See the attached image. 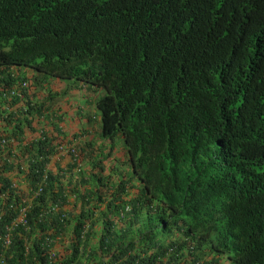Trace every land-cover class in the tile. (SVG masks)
<instances>
[{
  "label": "trees",
  "instance_id": "trees-1",
  "mask_svg": "<svg viewBox=\"0 0 264 264\" xmlns=\"http://www.w3.org/2000/svg\"><path fill=\"white\" fill-rule=\"evenodd\" d=\"M190 3L199 11L177 0H0L1 70L100 84V135H120L141 184L123 200L122 180L59 215L50 209L65 205L64 184L49 176L29 230L18 226L7 251L0 242L3 264H190L210 230L228 264H264V0ZM2 73L3 122L20 79ZM41 109L26 102L21 113ZM22 166L33 188L41 168L8 171L18 178ZM11 183L0 176V232L25 195Z\"/></svg>",
  "mask_w": 264,
  "mask_h": 264
},
{
  "label": "clouds",
  "instance_id": "clouds-1",
  "mask_svg": "<svg viewBox=\"0 0 264 264\" xmlns=\"http://www.w3.org/2000/svg\"><path fill=\"white\" fill-rule=\"evenodd\" d=\"M177 1L183 3L189 11H199L190 0ZM1 69L0 72H4L2 74L6 79L19 77L20 88L14 98H18L20 102L3 107L6 111L4 117L7 118L9 115L13 119L0 121V176L8 174L12 179L10 188L22 190L25 194L15 200L14 205L10 202L12 203L10 209L14 211L15 216L10 225L0 232V242L4 251L9 249L18 226L23 227L25 231L29 230L28 214L32 204L47 188L49 176L59 178L64 184L65 205L63 207L54 205L50 209L51 213L59 215L64 211L70 214L77 212L96 192L106 193L112 184L117 185L122 180L129 181L126 185V195L122 196L123 200L137 193L136 189L141 184L136 178L130 180L133 173L127 152L123 149L122 138L120 135L113 138H104L100 135L97 111L102 97L100 84H78L73 79L72 82L58 77H45L25 66ZM39 89L41 94L36 99L34 92ZM26 102L31 106L42 107L41 111L28 115L21 113ZM17 130L19 131L16 132ZM37 145L38 148L32 151L30 156L24 155ZM107 148L109 151L104 154L103 150ZM24 160L28 162L35 160L41 168L38 173L39 179L34 183L33 188L29 181L30 173L25 174L23 166L21 167L23 174L18 178L12 176L14 172L8 171L10 168L14 170L15 165ZM118 170L121 172L118 173ZM5 194L6 191H0V201L5 198ZM129 212L130 206L126 205L121 216ZM87 231V227H83L82 234H86ZM261 236L264 237V232ZM198 237H205L203 242H200L204 245L205 253L199 255V260L190 264H228L226 255L217 257L209 247L215 238L213 230ZM68 241L67 237V247ZM60 242V239L53 241L52 244L56 243V245L49 252L50 259L53 260V256L56 257L55 254L60 252L58 247ZM27 254L26 247L25 256ZM0 264H3L2 259Z\"/></svg>",
  "mask_w": 264,
  "mask_h": 264
},
{
  "label": "rangeland",
  "instance_id": "rangeland-1",
  "mask_svg": "<svg viewBox=\"0 0 264 264\" xmlns=\"http://www.w3.org/2000/svg\"><path fill=\"white\" fill-rule=\"evenodd\" d=\"M40 94H41V89L35 90L34 96L37 97L36 99H38V97H39ZM103 151H104V154H106L109 151V148L104 149ZM58 247H59V250L63 253L66 250V247H67V238H66V240L64 242L61 241L59 243V246Z\"/></svg>",
  "mask_w": 264,
  "mask_h": 264
}]
</instances>
